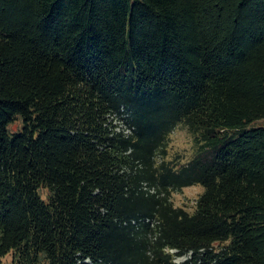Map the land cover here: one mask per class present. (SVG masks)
<instances>
[{"label": "trees", "instance_id": "1", "mask_svg": "<svg viewBox=\"0 0 264 264\" xmlns=\"http://www.w3.org/2000/svg\"><path fill=\"white\" fill-rule=\"evenodd\" d=\"M261 119L264 0H0V264H264Z\"/></svg>", "mask_w": 264, "mask_h": 264}, {"label": "rangeland", "instance_id": "2", "mask_svg": "<svg viewBox=\"0 0 264 264\" xmlns=\"http://www.w3.org/2000/svg\"><path fill=\"white\" fill-rule=\"evenodd\" d=\"M124 121L122 118L119 119ZM22 121L17 120L10 126L11 132H15L21 130ZM254 125H264V119L258 120L254 123ZM170 157H173L174 160H178L181 162H186L191 159L195 153V145H194V137L190 134L188 128L184 124H180L175 131L171 134L170 143L168 145ZM42 195L45 198L48 197V190L46 188L41 189ZM203 193V187L200 185L188 186L182 188L180 191H176L173 194V201L176 206H183L189 211L195 210V204L198 197ZM14 258V253L10 252V254L5 257V262L11 263ZM185 257L180 258L179 261L183 260Z\"/></svg>", "mask_w": 264, "mask_h": 264}]
</instances>
